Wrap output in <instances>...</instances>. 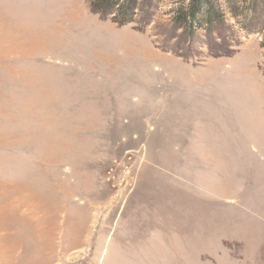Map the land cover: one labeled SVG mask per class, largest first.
Instances as JSON below:
<instances>
[{
	"label": "rangeland",
	"instance_id": "obj_1",
	"mask_svg": "<svg viewBox=\"0 0 264 264\" xmlns=\"http://www.w3.org/2000/svg\"><path fill=\"white\" fill-rule=\"evenodd\" d=\"M0 0V264H264V0Z\"/></svg>",
	"mask_w": 264,
	"mask_h": 264
},
{
	"label": "trees",
	"instance_id": "obj_2",
	"mask_svg": "<svg viewBox=\"0 0 264 264\" xmlns=\"http://www.w3.org/2000/svg\"><path fill=\"white\" fill-rule=\"evenodd\" d=\"M137 0H93L92 6L95 12L104 17L111 16L113 21L120 25L133 21Z\"/></svg>",
	"mask_w": 264,
	"mask_h": 264
}]
</instances>
